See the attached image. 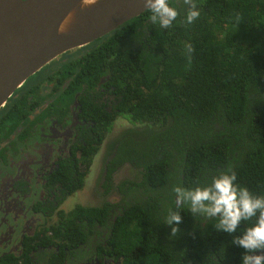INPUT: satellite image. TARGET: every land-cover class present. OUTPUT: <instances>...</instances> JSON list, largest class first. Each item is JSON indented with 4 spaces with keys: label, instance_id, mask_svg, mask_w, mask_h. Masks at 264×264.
Listing matches in <instances>:
<instances>
[{
    "label": "trees",
    "instance_id": "trees-1",
    "mask_svg": "<svg viewBox=\"0 0 264 264\" xmlns=\"http://www.w3.org/2000/svg\"><path fill=\"white\" fill-rule=\"evenodd\" d=\"M192 2L200 11L193 24L185 23L188 5L168 1L179 12L171 27H153L146 10L104 37L97 50L111 54L110 63L84 62L86 76L109 75L118 97L111 120L120 114L141 128L120 137L104 165L105 176L123 165L139 174L137 183L124 182L129 199L112 226L123 264H242L244 249L231 241L256 218L230 236L184 205L182 222L166 225L169 209L176 210L168 184L194 189L230 171L237 184L264 196V0ZM186 44L194 48L191 63ZM96 151L82 160L89 164ZM98 214L104 209H74L70 217L89 228ZM172 227L179 232L170 239ZM77 236L86 240L84 231Z\"/></svg>",
    "mask_w": 264,
    "mask_h": 264
},
{
    "label": "flooded vegetation",
    "instance_id": "flooded-vegetation-1",
    "mask_svg": "<svg viewBox=\"0 0 264 264\" xmlns=\"http://www.w3.org/2000/svg\"><path fill=\"white\" fill-rule=\"evenodd\" d=\"M174 2L182 5L183 0ZM113 31L57 56L25 79L0 108V264L124 263L112 245V226L124 212L129 199L125 183L130 180L113 183L125 165L109 176L104 167L120 137L104 160L98 190L86 183L98 150L89 164L82 160L104 142L112 123L123 118H110L117 112L118 97L109 75L96 77L88 70L86 76L83 67L87 56L89 64L102 65L104 58L111 62V54L100 55L98 50ZM143 32L147 36L150 31ZM86 188L88 195L68 206V200ZM113 194L118 195L114 203ZM74 209H104V214L93 217L87 228L77 217L66 219ZM83 231L86 240L79 242L77 235Z\"/></svg>",
    "mask_w": 264,
    "mask_h": 264
},
{
    "label": "water",
    "instance_id": "water-1",
    "mask_svg": "<svg viewBox=\"0 0 264 264\" xmlns=\"http://www.w3.org/2000/svg\"><path fill=\"white\" fill-rule=\"evenodd\" d=\"M81 4L82 0H0V108L25 79L60 54L90 44L147 10L144 0ZM69 13L65 31L58 32Z\"/></svg>",
    "mask_w": 264,
    "mask_h": 264
},
{
    "label": "clouds",
    "instance_id": "clouds-1",
    "mask_svg": "<svg viewBox=\"0 0 264 264\" xmlns=\"http://www.w3.org/2000/svg\"><path fill=\"white\" fill-rule=\"evenodd\" d=\"M96 2L97 0H82L81 7L94 5ZM183 4L189 6L185 23L191 25L200 17V11L192 0H183ZM144 5L151 13L149 17L151 24H158L163 29L171 27L179 16L178 10L171 7L168 0H144ZM71 17L72 13H69L58 32L65 31ZM237 20L239 21L240 18L238 17ZM185 51L191 63L193 46L186 44ZM236 181V173L226 171L212 177L210 183L202 187L198 186L194 189L174 187L176 210L169 209L164 224L179 225L182 222L179 209L184 205H188V212L194 217L215 220L214 229L230 236L237 232L243 222L255 217V224L248 227L240 236L233 237L231 243L244 249L242 264H264V254H253L264 250V196L254 195ZM178 232V227H172L169 238H176Z\"/></svg>",
    "mask_w": 264,
    "mask_h": 264
},
{
    "label": "rangeland",
    "instance_id": "rangeland-1",
    "mask_svg": "<svg viewBox=\"0 0 264 264\" xmlns=\"http://www.w3.org/2000/svg\"><path fill=\"white\" fill-rule=\"evenodd\" d=\"M141 129L139 126H133L131 124H129L125 119L123 118H118L115 122L112 123L111 126V130L110 132L106 135V138L104 140V142L99 146V148L97 149V153L95 154V156L92 158V161L90 163V167L88 169V176H87V186H89L90 188L96 186V190H98V186H99V182L102 179V165L104 163V160L106 158H109V156L112 153V145L115 142L116 139H118L119 137L123 136L124 134H127L131 131L134 130H139ZM117 175H115L116 177H114L113 183L116 184L117 182H120L124 179L126 180H130L133 182H137L139 180V174L132 170L130 167L124 166L122 168H120L119 171L116 172ZM175 186L172 185H167L165 188L166 193L168 192H173V188ZM89 190L86 188L84 190L83 193H80L78 196H73L72 200L69 199L68 200V206H70L71 202H73V200H75V198L81 199L82 195H84L85 197L88 195ZM174 193V192H173ZM101 193H98L97 195L99 196ZM83 196V197H84ZM173 199L175 200V197H173ZM118 200V195H114L112 197V203L116 202ZM90 205H93L94 203L92 201L89 202ZM186 207H188V205H185ZM63 212L65 211H70L71 209H60ZM76 216V215H74ZM73 216V217H74ZM70 213L67 215L66 219L70 220Z\"/></svg>",
    "mask_w": 264,
    "mask_h": 264
}]
</instances>
